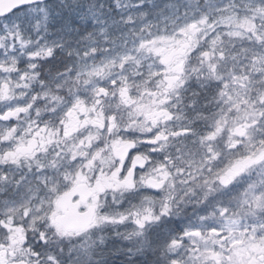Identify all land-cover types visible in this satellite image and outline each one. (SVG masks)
Segmentation results:
<instances>
[{"label":"snow or ice","instance_id":"1","mask_svg":"<svg viewBox=\"0 0 264 264\" xmlns=\"http://www.w3.org/2000/svg\"><path fill=\"white\" fill-rule=\"evenodd\" d=\"M116 239L264 264V0H0V264Z\"/></svg>","mask_w":264,"mask_h":264},{"label":"trees","instance_id":"2","mask_svg":"<svg viewBox=\"0 0 264 264\" xmlns=\"http://www.w3.org/2000/svg\"><path fill=\"white\" fill-rule=\"evenodd\" d=\"M132 203H138V202H132ZM127 206V205H126ZM134 227V225H129L128 229H125L123 226L119 229V231L123 232L126 230H131V228ZM127 244L126 241H120L118 239L115 240L114 244L110 245V251L106 253L107 258L109 259V264H124L126 261L127 257L120 253H116L115 249L117 248H123ZM151 259L152 257H139V261H143L144 259Z\"/></svg>","mask_w":264,"mask_h":264},{"label":"flooded vegetation","instance_id":"3","mask_svg":"<svg viewBox=\"0 0 264 264\" xmlns=\"http://www.w3.org/2000/svg\"><path fill=\"white\" fill-rule=\"evenodd\" d=\"M155 194V190L152 189H145L142 191V193L140 194L139 197L133 199L131 202H139V199L143 196V195H154Z\"/></svg>","mask_w":264,"mask_h":264},{"label":"rangeland","instance_id":"4","mask_svg":"<svg viewBox=\"0 0 264 264\" xmlns=\"http://www.w3.org/2000/svg\"><path fill=\"white\" fill-rule=\"evenodd\" d=\"M9 123H14V121H12V122H9Z\"/></svg>","mask_w":264,"mask_h":264}]
</instances>
